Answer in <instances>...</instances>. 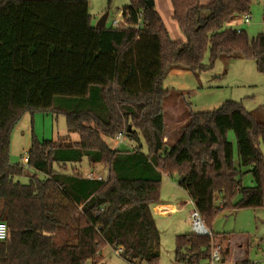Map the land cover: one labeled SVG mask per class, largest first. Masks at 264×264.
Instances as JSON below:
<instances>
[{"label": "trees", "instance_id": "obj_1", "mask_svg": "<svg viewBox=\"0 0 264 264\" xmlns=\"http://www.w3.org/2000/svg\"><path fill=\"white\" fill-rule=\"evenodd\" d=\"M128 1L121 17L135 25L140 13L137 29L93 26L86 0H0V221L7 227L0 264H104L106 247L121 248L130 264H157L151 208L162 175L177 177L211 233L176 235L175 264H208L211 244L226 237L209 227L220 211L264 209V120L240 102L194 112L183 99L186 120L168 141L162 106L172 67L202 71L239 55L264 75V32L249 39L230 26L252 0H170L185 41L170 39L147 0ZM36 112L64 115L77 140L41 142L32 132L26 163L12 164L11 131ZM118 134L133 145L111 148L105 138ZM83 159L105 167L106 177L82 176L74 165ZM241 167L252 186L241 185ZM27 172V183L14 181ZM221 256L226 261L229 250Z\"/></svg>", "mask_w": 264, "mask_h": 264}, {"label": "rangeland", "instance_id": "obj_2", "mask_svg": "<svg viewBox=\"0 0 264 264\" xmlns=\"http://www.w3.org/2000/svg\"><path fill=\"white\" fill-rule=\"evenodd\" d=\"M95 1L97 6L95 8V12H92L93 18L103 15L107 11L108 22L106 23V26H109L110 20L112 19H117L118 21L121 20V17H119L118 14L119 9L121 8H117V6H115L116 4H114L117 0ZM121 1L124 2L125 0ZM200 1L201 0H199V2ZM202 1L205 2V0ZM209 2H206L204 5ZM153 3L155 5V0H153ZM168 3L170 4V0H157V5L160 9H162L161 5L163 8H166ZM206 13V11H203L204 15ZM248 16H250L248 23H244L242 18H239L238 20L232 22L230 26L242 29L248 38L252 39L258 33L264 31V0H252ZM171 19L173 20L172 17ZM174 23L179 30L176 21H174ZM179 32L181 33L180 30ZM171 33H173L172 30ZM183 40L185 41L184 38L182 41ZM203 62L207 64L208 54L205 55ZM162 86L164 89L169 91L168 96L162 102L164 122L166 126L165 132L167 134L166 138L168 141L175 138L176 132H178L186 120L187 108L182 103L183 99L190 104L189 107L194 112L215 110L219 108L222 103L229 100L240 102L245 110L253 112L259 119L264 120V75L256 70L254 61L244 59L239 55L219 57L210 69L202 71H189L179 67H172L165 74L162 80ZM57 102L62 103L63 100L56 101V103ZM31 130L33 131L34 137L41 142L62 139L65 137H67L70 141L77 140V135L73 133L69 134L68 137L64 115L53 112H36L33 114L25 113L11 131L9 144L10 163H26L25 152L31 142ZM227 140L232 144L234 164L238 167L236 141L231 130L227 133ZM105 141L111 148L121 149L127 147L126 145H128L126 144V138L122 139V143H118L116 138H105ZM132 145L133 144H131V146ZM259 150L264 156V144H259ZM82 165L84 168L88 167L85 159H83ZM96 165L97 171L94 172L93 175L105 178L106 175H102L105 173V167L100 164ZM247 169V167H241L240 175H238V179L244 187L253 185L252 176L249 172H247ZM66 170L69 171L70 167H66ZM81 175L84 176L83 174ZM29 176L30 173L27 172L22 176L14 178V181L25 184L28 182ZM176 178V176H168L166 180H168L167 182H173L174 184ZM239 198L240 196L236 195L232 201L236 202ZM185 199L186 201H189L187 194ZM216 202H218V198H216ZM191 209L192 206L187 205L182 211H178L174 216L172 215L170 217L162 218L155 217V223L157 221V229L159 232V260L157 264H175V238L172 240L168 228L176 227L178 221L185 220ZM188 224L190 231L184 229L183 232H180L181 234L191 232L190 222H188ZM209 227L213 233L226 235V237H220L217 241H214L215 244H219L222 247V251L226 248L228 237L230 238L232 244L236 242L238 243L243 238H248L250 246L247 252H249L250 261L256 264H260L261 261H264L261 259L263 258L261 254L264 247L263 244L259 243V247L255 246L264 235L263 208L222 210L215 216ZM238 247L239 245L233 246L235 249H238ZM258 248L260 249L258 250ZM101 253L102 263L104 264H130L120 255L115 254L114 250L110 247L104 248ZM233 256L236 255L233 254ZM215 264L233 263L230 262L229 258L227 261H219Z\"/></svg>", "mask_w": 264, "mask_h": 264}, {"label": "crops", "instance_id": "obj_3", "mask_svg": "<svg viewBox=\"0 0 264 264\" xmlns=\"http://www.w3.org/2000/svg\"><path fill=\"white\" fill-rule=\"evenodd\" d=\"M88 3V11L89 14L91 15V23L93 26H96L97 23L101 22L102 17L104 14H106V17L104 19V26L105 27H110L111 26V22L112 20H110V24L109 26H106V23L108 22V12L106 11L103 15H100L98 17L93 18L92 12H95V8H96V1H92V0H86ZM210 0H205L204 1H200L201 5H204L206 2H209ZM204 2V3H203ZM114 4H116L115 6H117V8H121L119 9V17L121 16V11L124 7H126L128 5V0L126 1H121V0H117V2H115ZM155 9L157 10V12L159 13L160 17L162 18V20L164 21V24L166 26V29L169 32L170 38L172 40H181L184 38L183 35L179 32V30L176 27V24L174 23V21L171 19L172 17V8L170 7V4L168 3V6L166 8H163L161 5L160 9L157 5V0H155V5H154ZM105 8V7H104ZM105 10V9H104ZM103 12V11H101ZM99 13V12H98ZM101 14V13H100ZM95 22V24H94ZM171 30L173 33H171ZM173 36V37H172ZM183 103V102H182ZM184 105V103H183ZM34 120V118H33ZM32 120V122H33ZM33 131L31 130V133ZM167 134L165 133V137L164 139H167ZM128 144V145H126ZM126 146L127 147H131V143L126 141ZM29 148V147H28ZM28 148L26 149V152L28 150ZM26 157V156H25ZM26 159V158H25ZM88 165V164H87ZM69 167V166H68ZM74 168L79 171L81 174H83L85 177L88 173H94L97 171V165L94 166H89L87 168H84L82 163L80 165H74ZM105 173H103L102 175H106L107 173V169L104 168ZM168 176H161V188H160V196H159V201L158 203L154 204L152 206V213H153V218H154V222H155V217H170V216H174L177 214L178 211H182L184 207H186L187 205H191L189 203V201H186V193L178 186L177 184V178L173 184L170 182H167ZM190 200V199H189ZM219 203V202H218ZM181 207V208H180ZM159 222V221H158ZM189 212L186 216V219L183 221H178L177 226L176 227H170L168 228L172 240L173 238H175L176 235L181 234L180 232H183L184 229L189 230ZM156 227H157V221H156ZM190 231V230H189ZM186 233H190V232H186ZM185 234V233H182ZM262 243L264 246V235L263 238L260 239L259 242L256 243V247H259L260 244ZM234 245H239L238 249L233 248ZM250 246L249 243V239L248 238H243L242 240H240L238 243H234L232 244L230 238L228 237V243L226 245V248L229 250V256L227 259L230 258V262H232L233 264H241L243 262H247L248 264H256L252 261H250L249 259V252H247L248 248ZM260 248H258L259 250ZM236 255V256H233ZM262 260H264V247L263 250L261 251ZM226 259V261H227ZM222 262H224L222 260ZM262 262V263H261ZM260 264H264V261H261Z\"/></svg>", "mask_w": 264, "mask_h": 264}, {"label": "built area", "instance_id": "obj_4", "mask_svg": "<svg viewBox=\"0 0 264 264\" xmlns=\"http://www.w3.org/2000/svg\"><path fill=\"white\" fill-rule=\"evenodd\" d=\"M121 17V16H120ZM242 20L244 23H248L250 20V16L245 15L242 17ZM140 23H141V14H138V19H137V23L135 25H129L126 21V19L121 17V20H117L114 19L111 22V26L112 28H139L140 27ZM237 30L239 31L240 29L237 28ZM123 135L122 134H118L116 136V140L118 143H122V139H123ZM26 153V152H25ZM27 154V153H26ZM87 178H92V179H103L101 176H94L93 173H88L86 175ZM189 203L192 206V209L189 211V222H190V227H191V232L196 235V236H210L211 233L210 231L205 227L204 222L198 212V210L196 209L194 202L192 200H189ZM0 236H2L3 238L0 239V241H4L6 239L7 236V227L6 224L2 221H0ZM122 251L121 248H116L114 249V253L115 254H120ZM221 251H222V247L219 244H215L214 242L211 244V252H210V256L208 259V264H215L219 261H222V256H221Z\"/></svg>", "mask_w": 264, "mask_h": 264}, {"label": "water", "instance_id": "obj_5", "mask_svg": "<svg viewBox=\"0 0 264 264\" xmlns=\"http://www.w3.org/2000/svg\"><path fill=\"white\" fill-rule=\"evenodd\" d=\"M146 3H147L148 6H153L154 5L153 0H147ZM105 17H106V14L103 15L101 22L97 23L95 27H99V28L104 27V19H105Z\"/></svg>", "mask_w": 264, "mask_h": 264}, {"label": "clouds", "instance_id": "obj_6", "mask_svg": "<svg viewBox=\"0 0 264 264\" xmlns=\"http://www.w3.org/2000/svg\"><path fill=\"white\" fill-rule=\"evenodd\" d=\"M3 237L2 236H0V239H2Z\"/></svg>", "mask_w": 264, "mask_h": 264}]
</instances>
